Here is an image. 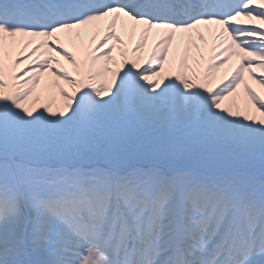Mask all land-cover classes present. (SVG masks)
<instances>
[{
  "label": "snow or ice",
  "instance_id": "6c2138e0",
  "mask_svg": "<svg viewBox=\"0 0 264 264\" xmlns=\"http://www.w3.org/2000/svg\"><path fill=\"white\" fill-rule=\"evenodd\" d=\"M0 264H264V0H0Z\"/></svg>",
  "mask_w": 264,
  "mask_h": 264
},
{
  "label": "bare ground",
  "instance_id": "6f19581e",
  "mask_svg": "<svg viewBox=\"0 0 264 264\" xmlns=\"http://www.w3.org/2000/svg\"><path fill=\"white\" fill-rule=\"evenodd\" d=\"M205 36H206V38H207V33H205ZM209 53H207L206 52V58H207V55H208ZM257 74H259V73H257ZM253 87H256V86H253Z\"/></svg>",
  "mask_w": 264,
  "mask_h": 264
},
{
  "label": "rangeland",
  "instance_id": "374dc122",
  "mask_svg": "<svg viewBox=\"0 0 264 264\" xmlns=\"http://www.w3.org/2000/svg\"><path fill=\"white\" fill-rule=\"evenodd\" d=\"M253 86H255V85H253Z\"/></svg>",
  "mask_w": 264,
  "mask_h": 264
}]
</instances>
